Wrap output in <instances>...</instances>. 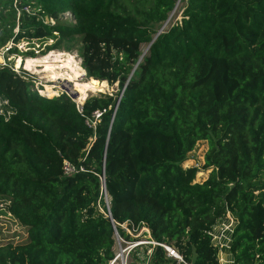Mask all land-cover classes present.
<instances>
[{
	"label": "trees",
	"instance_id": "16d2710c",
	"mask_svg": "<svg viewBox=\"0 0 264 264\" xmlns=\"http://www.w3.org/2000/svg\"><path fill=\"white\" fill-rule=\"evenodd\" d=\"M176 2L0 0L6 55L51 41L43 55L76 49L86 78L117 86L80 106L0 65V197L25 233L0 239V264H107L122 223L220 264L209 232L227 213L230 264H264V0H184L152 41ZM198 141L201 181L184 167ZM152 260L172 261L159 246Z\"/></svg>",
	"mask_w": 264,
	"mask_h": 264
},
{
	"label": "rangeland",
	"instance_id": "374dc122",
	"mask_svg": "<svg viewBox=\"0 0 264 264\" xmlns=\"http://www.w3.org/2000/svg\"><path fill=\"white\" fill-rule=\"evenodd\" d=\"M184 5H185L184 0H177L173 10L168 15V21L163 22L158 27V31L160 29H162V31L166 30V29H168V27H170V25H172L176 21H180V19L182 17L181 14H182V9H183ZM63 18H67V19L70 18L69 13H65ZM50 43H51V41L44 43L42 41H37L36 39L30 40V41L22 40L17 44V50L19 51V55H17V54L6 55L5 54V51H6L5 48L1 49L0 50V65L6 64L8 66H12L13 69L19 73L21 70L25 71L26 76H28L30 79H32L36 82L35 87L38 89L41 88L38 90V92L40 94H42L41 90L44 87H48L50 89L53 88V90L56 91V94H50V95H48L47 93L44 94V95H48V96L58 95L60 92L64 91L67 94H69L72 98H74V100L78 103V105L81 106V103H83L84 100H82V102L79 100V93H78L79 91L77 89V86H75V85H76V82L78 80H79L78 82H84V81L88 80V78L85 77V73L83 74L84 76L81 75V77L78 78L77 81L76 80H69L66 76H62L59 79H57V81L55 80L52 82V81H48L47 72L40 71L41 68H37V69H33V70L24 69V63L23 62H25L26 59H28V58L40 59V57L41 58L45 57L52 52L56 53V54H58V53L62 54L64 52L61 55L62 60L65 59L67 57V55H71L74 58L77 65H80L81 59L79 58L76 49L72 50L70 52H66L63 49H60V50L55 49V50L49 51L43 55L41 53L43 48L45 47L46 44H50ZM9 46H10V44L7 45V47H9ZM147 48H148L147 44L141 45V47H140L141 55L146 53ZM30 50H33L35 57H29L26 55V52H28ZM78 62H79V64H78ZM54 63L56 66H58V64L62 65L61 62H57V63L54 62ZM58 69H60V68H58ZM37 71H38V74H37ZM45 83H48L49 85H52L53 87L52 86H50V87L44 86ZM100 88H101L100 91H89V94L95 95L99 92L100 93L115 94L117 92V86L116 85L109 86L108 84L107 85L104 84L103 86L100 85ZM87 93L88 92H86V95H88ZM207 148H208V145H207L206 141H198L196 143L194 149L188 154V159L184 163V167L195 166L196 168L200 169V171L196 175V179H195L196 181H201L208 176L209 170L202 168V165L204 163V154H205ZM7 201L8 200L5 197H0V239H3L4 236H6V235H13V234L18 233L22 230V228L18 225V223L15 220H13V218L10 216V214L4 208V205L7 203ZM228 222H231L230 224L234 227L235 220L230 213H227L225 215V217L217 223V225L215 226L216 228H213V232L218 231L217 229L220 230L222 228H225L224 225ZM230 224L228 225V229H230ZM21 233H24V232L21 231L20 234ZM221 233H222V231H221ZM23 235H25V233ZM215 235L218 238L217 232L215 233ZM228 236H229V233L227 232V234H225L224 236H221V239L219 240V242L221 243V247H222V250L218 253V258H219L220 264H230L231 263L230 256L228 254V244H229V237ZM14 240H16V242L20 241L21 237L15 236ZM115 247H116V245L113 247V250L115 249ZM142 257L146 258L147 255L145 253H142V256L138 257V256H133V254H132L128 260V263L133 262L134 264H138V261H140V259Z\"/></svg>",
	"mask_w": 264,
	"mask_h": 264
},
{
	"label": "built area",
	"instance_id": "2783aa9c",
	"mask_svg": "<svg viewBox=\"0 0 264 264\" xmlns=\"http://www.w3.org/2000/svg\"><path fill=\"white\" fill-rule=\"evenodd\" d=\"M24 10L26 12H29L30 9L28 6L24 7ZM44 22L46 24H54V19L50 17H43ZM80 170H83L82 167L79 168ZM62 170L65 175H69L74 173L77 169L71 165L67 160L63 161ZM107 196V194L105 193ZM108 200V197H107ZM231 222H228L224 225L225 228L217 229L218 231L213 232L211 230L209 234L212 235V242L219 248V252L222 250L221 243L219 240L221 239V236H224L229 233V244L228 249L230 246L231 241V233L233 231V226L230 224ZM230 224V229H228V225ZM120 226L124 229L126 236L120 235L117 231V228L115 225L113 226V232H114V240L116 245L114 249V256L107 264H130L128 263V260L130 256L133 254V256H142V253H145L147 255L146 258L142 257L140 261H138V264H157L152 260V254L153 249L156 246L161 247L166 254V257L171 259L172 261L166 264H189L184 260L182 255L171 245L165 243V242H158L154 240L151 237L150 231L146 226H140V227H134L129 226L127 223H122ZM216 228V227H214ZM222 231V233H221ZM217 232L218 238L215 235ZM217 238V239H216ZM219 260V258H218Z\"/></svg>",
	"mask_w": 264,
	"mask_h": 264
},
{
	"label": "bare ground",
	"instance_id": "6f19581e",
	"mask_svg": "<svg viewBox=\"0 0 264 264\" xmlns=\"http://www.w3.org/2000/svg\"><path fill=\"white\" fill-rule=\"evenodd\" d=\"M62 54H60V53L56 54V53L52 52L45 57H42V58L40 57V59L28 58L25 60V62H23L24 63V69L33 70V69L41 68L40 71L47 72L48 81H52V82L55 80L57 81V79H59L62 76H66L69 80H76L77 81L78 78H80L81 75L84 74V70L82 69V67L80 65H77V63L75 62L74 58L71 55H67V57L62 60V56H61ZM54 62H56V63L61 62L62 65L58 64V66H56ZM78 64H79V62H78ZM57 67L60 69H58ZM37 74H38V71H37ZM78 81L76 82L75 86H77V89L79 91L78 92L79 93V100L81 102H82V100L85 99L86 92H88L87 94H89V91H100L101 90V88H100L101 84L98 82V80L88 79L87 81H84V82H78ZM44 86L50 87L52 85L45 83Z\"/></svg>",
	"mask_w": 264,
	"mask_h": 264
},
{
	"label": "water",
	"instance_id": "95a60500",
	"mask_svg": "<svg viewBox=\"0 0 264 264\" xmlns=\"http://www.w3.org/2000/svg\"><path fill=\"white\" fill-rule=\"evenodd\" d=\"M64 17V15H62V18ZM168 21V18L166 19V21L165 22H167ZM163 28V27H162ZM162 32V29H160L157 33H156V35L154 36V38L152 39V41L156 38V36L159 34V33H161ZM151 41V42H152ZM151 42H150V44H151ZM150 44L148 45V48H149V46H150ZM148 48H147V50H148ZM146 50V51H147ZM143 55L144 54H142L141 55V57H140V59L143 57ZM98 82L103 86L104 84H106L107 85V82L106 81H99L98 80ZM88 95H86V97H87ZM83 103H81V105H82ZM101 182H102V187L105 189V182H104V177H102L101 179ZM106 193V192H105ZM105 201H106V204H107V202H108V200H107V196L105 195ZM114 226V225H113Z\"/></svg>",
	"mask_w": 264,
	"mask_h": 264
}]
</instances>
